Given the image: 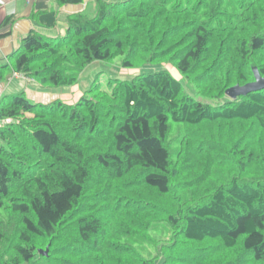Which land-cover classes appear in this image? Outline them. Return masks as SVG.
<instances>
[{
  "label": "trees",
  "instance_id": "1",
  "mask_svg": "<svg viewBox=\"0 0 264 264\" xmlns=\"http://www.w3.org/2000/svg\"><path fill=\"white\" fill-rule=\"evenodd\" d=\"M92 1L95 14H67L64 34L25 35L0 83L70 87L93 61L120 57L124 68L170 63L223 102L187 95L167 70L106 90L94 81L75 104L2 95L0 264H183L177 238L225 264H264V86L225 96L253 69L264 78V0ZM51 2L31 13L47 28L84 0ZM188 175L197 184L179 190Z\"/></svg>",
  "mask_w": 264,
  "mask_h": 264
},
{
  "label": "rangeland",
  "instance_id": "2",
  "mask_svg": "<svg viewBox=\"0 0 264 264\" xmlns=\"http://www.w3.org/2000/svg\"><path fill=\"white\" fill-rule=\"evenodd\" d=\"M111 1H120V0H111ZM88 16H93L95 14V6L93 1L89 2V7L86 10ZM59 28L55 30V32H58ZM1 64V63H0ZM158 70H167L174 78L181 81L184 91L187 95L195 98L196 100L200 102L210 103L212 105L219 104L223 102L222 100H215L211 98H207L206 96H203L199 94L196 89L189 83L185 82L183 79V76L176 70V68L171 65L170 63H147L140 67L136 68H124L121 66V59L120 57H115L110 61H93L88 66H86L82 72H80L78 76V81L70 86V87H57V88H42L40 85L34 81L32 83L33 86H36L34 89L38 90L40 88L43 91H46V93L43 96L42 102L43 103H49L54 100L60 99L62 102L66 104H75L78 102L83 95L86 94V91L88 88L92 85L94 81L97 83H100L102 89H107V81L110 78H118V79H130L134 75L139 73H145V72H154ZM7 81H5L6 83ZM10 91V88L8 86V91ZM17 92H10L8 94H14ZM5 95V94H4ZM38 96V92L33 94ZM30 96L31 93H30ZM227 98L228 96L225 95ZM35 97H30L31 102H38L35 100ZM2 123H4L2 121ZM179 124L171 122V133H174ZM181 131L184 130L183 126H179ZM246 133L249 135L252 131V127H246ZM176 133V134H177ZM177 136V135H176ZM176 184L178 186V189H182L185 186H190L191 184L196 183L193 181V176L188 175L186 177H181L176 179ZM197 184V183H196ZM176 243H171V246H174V250H172V258L177 261L178 257H182L184 260H186L187 264L189 261V264H225L227 260H225V254L218 253L215 251H210L208 247H206L208 250L204 249L202 250L203 245L201 244H185L181 243L180 238L176 239ZM37 243H40L37 241ZM173 249V248H172ZM171 250L164 249V252L166 254L169 253ZM190 260L191 263H190ZM182 261V260H181ZM171 264H174L171 262Z\"/></svg>",
  "mask_w": 264,
  "mask_h": 264
},
{
  "label": "crops",
  "instance_id": "3",
  "mask_svg": "<svg viewBox=\"0 0 264 264\" xmlns=\"http://www.w3.org/2000/svg\"><path fill=\"white\" fill-rule=\"evenodd\" d=\"M92 0H84L82 5H65L59 9L57 24L54 28H47L31 18V13L37 10L53 9L51 0H0V63L6 62L8 55L20 44L22 38L31 30L48 36L62 35L65 32L67 14L79 12L89 7ZM59 28L58 32L55 30ZM34 81H28L23 76L11 77L6 83H0V97L10 92L23 91L27 98L38 92L35 100L42 102L46 91L34 89ZM8 86L10 91H8ZM30 93L32 96H30Z\"/></svg>",
  "mask_w": 264,
  "mask_h": 264
},
{
  "label": "water",
  "instance_id": "4",
  "mask_svg": "<svg viewBox=\"0 0 264 264\" xmlns=\"http://www.w3.org/2000/svg\"><path fill=\"white\" fill-rule=\"evenodd\" d=\"M254 80L243 85H233L225 90V95L234 99L237 96L246 95L248 92L259 90L264 86V78H262L256 69H253ZM47 250V248H46ZM40 254L46 255L47 251L38 250Z\"/></svg>",
  "mask_w": 264,
  "mask_h": 264
},
{
  "label": "built area",
  "instance_id": "5",
  "mask_svg": "<svg viewBox=\"0 0 264 264\" xmlns=\"http://www.w3.org/2000/svg\"><path fill=\"white\" fill-rule=\"evenodd\" d=\"M14 76H17V74H14ZM3 122L4 123H8V122H10V120L9 119H5Z\"/></svg>",
  "mask_w": 264,
  "mask_h": 264
},
{
  "label": "clouds",
  "instance_id": "6",
  "mask_svg": "<svg viewBox=\"0 0 264 264\" xmlns=\"http://www.w3.org/2000/svg\"><path fill=\"white\" fill-rule=\"evenodd\" d=\"M17 76H20V75L17 74ZM13 77H16V76H14V74H13ZM25 79L28 80V81H34L32 79H27V78H25Z\"/></svg>",
  "mask_w": 264,
  "mask_h": 264
}]
</instances>
